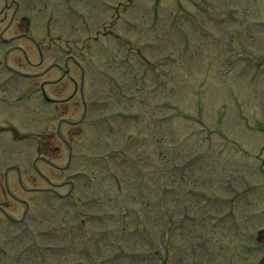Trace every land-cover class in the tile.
I'll return each mask as SVG.
<instances>
[{"label": "rangeland", "instance_id": "374dc122", "mask_svg": "<svg viewBox=\"0 0 264 264\" xmlns=\"http://www.w3.org/2000/svg\"><path fill=\"white\" fill-rule=\"evenodd\" d=\"M14 1L0 0V86L10 84L0 103V156L9 160L0 167L11 164L4 181L0 175V218L24 220L30 206L25 221L33 228L0 224V264H264V248L238 254L243 243L260 247L264 238V0H19L22 14L13 18ZM113 35L132 41V66L119 63L125 47ZM91 38L98 40L96 64L85 93L76 92ZM154 58H169L190 81L204 80L202 95L187 91L178 71L176 88L157 84ZM5 60L23 78L12 79ZM68 70L72 77L64 78ZM108 75L127 84L135 97L129 113L138 115L118 120L112 132L88 125L115 109L104 110ZM199 111L241 150L200 126ZM91 197L100 201L85 213ZM164 197L167 207L158 203ZM88 215L96 217L85 230ZM139 219L153 239L141 236ZM33 236L50 246L52 262L40 260L45 249L21 254ZM118 243L137 257L118 256L125 251Z\"/></svg>", "mask_w": 264, "mask_h": 264}]
</instances>
